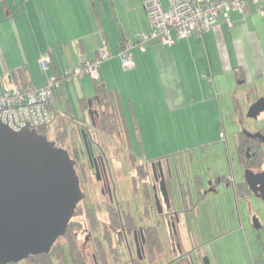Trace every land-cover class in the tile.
I'll return each instance as SVG.
<instances>
[{
  "label": "crops",
  "instance_id": "1",
  "mask_svg": "<svg viewBox=\"0 0 264 264\" xmlns=\"http://www.w3.org/2000/svg\"><path fill=\"white\" fill-rule=\"evenodd\" d=\"M161 2L167 7L169 0ZM228 17L229 23L221 15L214 28L202 35L192 34L169 45L150 39L144 51L133 46L129 53L134 64L123 67L119 54L123 45L136 42L149 29L142 0H0V90L38 88L48 80H60L105 44L109 57L100 65L97 83L113 94L116 136L126 149L132 148L128 122L133 123L137 138L160 131L161 137L178 133L205 139L200 145H186L183 151L163 148L158 156L139 159L143 164L161 162L173 174L171 181L178 177L188 186L191 196H185L177 224L189 235L184 241L186 249L203 250L212 264L213 252L210 249L208 254L205 247L235 233L248 243L250 264H264V201L252 192L244 197L236 194L235 184L244 180L235 177V166H242L237 132L233 136L236 157H232L224 128L225 120L232 122L242 115V106L248 111L264 97V4L259 7L247 0L242 10H231ZM44 55L49 62L42 69L39 59ZM79 80L83 92L85 85L89 89L86 98L94 97L95 82L91 89L90 77ZM70 84L73 81H61L55 88L61 96L53 97V105L64 112L66 122L79 121L83 113L81 103L71 105ZM247 129L250 134L261 130L256 126ZM145 148L141 141L142 153ZM195 150L201 153L202 164H194ZM181 152L187 158L176 161L175 155ZM221 158L229 163L230 171L225 168L212 175ZM197 170H205V178ZM223 187L226 192L219 194ZM214 264H218L216 257Z\"/></svg>",
  "mask_w": 264,
  "mask_h": 264
},
{
  "label": "flooded vegetation",
  "instance_id": "2",
  "mask_svg": "<svg viewBox=\"0 0 264 264\" xmlns=\"http://www.w3.org/2000/svg\"><path fill=\"white\" fill-rule=\"evenodd\" d=\"M98 104L91 97V103L81 113L79 121L69 120L82 143L80 148L70 147L68 153L75 161L83 197L70 218L72 233L64 232L51 245L47 252L50 260L57 264H211L203 250L186 249L184 241L189 235L177 227L185 201L181 180L174 177L171 181L173 174L159 161L141 163L130 149H127L129 155L126 158L120 157L111 137L96 126ZM256 135L263 141L264 148V134L257 132ZM47 139L56 143L49 136ZM249 153L246 149L247 156ZM125 166L130 169L129 183L135 196L120 199L123 193L118 174ZM160 169L165 179L169 208L160 192ZM172 182L174 188H171ZM193 196L197 197V193ZM81 234L85 236L79 245L76 239ZM60 238L63 239L61 242Z\"/></svg>",
  "mask_w": 264,
  "mask_h": 264
},
{
  "label": "water",
  "instance_id": "3",
  "mask_svg": "<svg viewBox=\"0 0 264 264\" xmlns=\"http://www.w3.org/2000/svg\"><path fill=\"white\" fill-rule=\"evenodd\" d=\"M73 87L79 100L86 98L79 79L73 80ZM86 99L90 105L91 98ZM262 111L264 97H259L246 116L256 118ZM83 139L86 141L84 133ZM74 165L66 149L55 146L35 128L15 131L0 124V264L47 253L64 234L83 197ZM160 172V192L169 208ZM244 181L264 201V170L245 169Z\"/></svg>",
  "mask_w": 264,
  "mask_h": 264
},
{
  "label": "built area",
  "instance_id": "4",
  "mask_svg": "<svg viewBox=\"0 0 264 264\" xmlns=\"http://www.w3.org/2000/svg\"><path fill=\"white\" fill-rule=\"evenodd\" d=\"M247 0H169L164 7L161 0H142L147 14L149 29L141 33L139 39L127 41L121 48V64L132 67L134 62L129 49L137 46L145 50L144 43L155 39L162 44H171L177 39L187 38L192 34L202 35L212 30L221 15L229 23L231 10H242ZM262 7L264 0H251ZM109 57L108 47L100 46L94 57L85 59L68 70L60 80H48L38 88H3L0 90V124H5L18 131L24 127L30 129L49 127L55 120L64 118L65 114L53 105L55 88L61 81H73L88 76L93 81L100 78L101 63ZM49 57L39 59L42 69L47 68Z\"/></svg>",
  "mask_w": 264,
  "mask_h": 264
},
{
  "label": "rangeland",
  "instance_id": "5",
  "mask_svg": "<svg viewBox=\"0 0 264 264\" xmlns=\"http://www.w3.org/2000/svg\"><path fill=\"white\" fill-rule=\"evenodd\" d=\"M83 83H85V80H83ZM89 85V84H88ZM71 84L69 85L70 88ZM63 87H66V84L63 85ZM73 85L71 86L70 90H71V94L72 96L70 97L71 101V105L75 106V104L79 107V103L80 100L77 98V95L75 93L74 88L72 89ZM89 87V86H88ZM90 88H93V80H90ZM84 93L85 95H89V89L86 87V85L84 86ZM64 92L65 95L68 96L69 94H67L65 88H64ZM57 94L58 96H61V90L57 89L54 92V95ZM242 108L245 110V106H242ZM248 108V107H247ZM242 109V115L237 116L235 118H232V122L228 119L225 120L224 122V128H225V133H226V138H227V145L229 147V152L230 155L233 157H236V152H235V143L233 142V136L234 134H236V132L241 131V130H245V128H251L253 126L259 127V128H264V111H262L257 118H248L246 116V111H243ZM76 110L79 112L80 110L76 107ZM97 117H95L96 120ZM240 118V120H239ZM71 121V120H70ZM96 122V121H95ZM128 125L130 126L131 130H130V143H131V150L136 159H141L142 157H144V159H148L151 157H155L158 156V153H162L164 150L167 151H171V150H175L177 152L179 151H183L184 147L186 145H192V144H203V140L205 141V139L203 137H199V138H186V137H181L178 135L175 136L174 133H170V135H165L164 137H161L160 135H158L160 133V131H157V135H149V137L146 138H137L135 136V128L132 122H128ZM61 127V130L64 129L66 130L67 134H68V139L65 143L62 142L60 139L57 140L56 137L60 134H56L58 128ZM134 128V129H133ZM249 130V129H247ZM166 132V131H165ZM132 135V136H131ZM134 135V136H133ZM47 136H49V138L52 141H56V143L58 145H62L64 143V145H62L64 149H66L68 151V149L71 147V149L73 148H77V147H81L82 143H81V138L78 135L77 129L75 128V126L72 125L71 122H66V123H62L60 124V120L57 119L55 120L51 125L49 130L47 131ZM111 137V141H114V146L116 145V149L119 153V156L122 157L123 159L126 158V156L129 155L128 150L126 148H124L123 145V141H120L121 139H119L116 136V130H115V135L111 134L109 135ZM141 141L145 144V153H142L143 151L141 150ZM107 142V141H106ZM70 143V144H69ZM122 143V144H121ZM69 144V146H67ZM225 146V144H224ZM61 147V146H60ZM164 148V150H162ZM185 153L181 152L180 154H176L175 159L177 161L178 158H187L185 157ZM130 157V156H129ZM189 158V157H188ZM129 159V158H128ZM222 159H220V166L216 165L215 167H217V170H215V167H213L212 169V175H214L216 172H218V174H220L223 170H225V168H227V172L230 171L229 169V163L227 161H223ZM130 160V159H129ZM193 162L195 165L198 164H202L203 159H202V155L201 153L198 151L193 153ZM131 162V161H130ZM125 164V163H124ZM123 164V166H124ZM237 164V163H236ZM130 165V163H129ZM213 166V165H212ZM235 167H237V171L238 173H236L235 177L236 179H242V177H244V172L245 169L237 164ZM121 172L118 174L119 180H120V186L122 188V196H119L120 199H124V198H131L133 196H135V192L132 189V186L130 185V169L128 168V166H125L122 170H120ZM200 174H202V177H204L205 175V170H197ZM192 178H195V174L192 175ZM205 178V177H204ZM227 187V186H226ZM226 192V188H221L219 190V194H224ZM226 193H230V190L227 187V192ZM126 194V195H125ZM214 195V194H213ZM78 219H82V217H78ZM250 228L252 230V224L254 223V218H252L250 221ZM226 231V230H225ZM233 232V231H231ZM263 237L262 240L264 241V227H263ZM84 234H81L78 238V244L81 245V242L84 241ZM211 239L212 236L210 235ZM241 237V236H240ZM210 239V240H211ZM63 239L60 238V242ZM213 246L211 245L210 248V244H208V246L205 247V251L209 254L210 249L212 250L213 255L211 256V260H212V264H214V260L216 257V260L218 262V264H250V261L248 259V254H249V248H248V243H246V241L244 240V238H241L240 240L238 239L237 235L235 233H232L230 236H225V237H220V239H214L212 240ZM208 258V257H207Z\"/></svg>",
  "mask_w": 264,
  "mask_h": 264
},
{
  "label": "trees",
  "instance_id": "6",
  "mask_svg": "<svg viewBox=\"0 0 264 264\" xmlns=\"http://www.w3.org/2000/svg\"><path fill=\"white\" fill-rule=\"evenodd\" d=\"M237 75H239V72L237 71ZM58 80V79H57ZM95 82V94H94V99L96 103L98 104V115H96V126L101 128L104 132H106V134L111 135L114 134V131L116 130V128L118 127V122L116 121V116H113V114L111 113V110H115V101L112 99V92L108 91L107 89L104 88L103 85L97 83V81ZM87 99L84 98L82 100H80V103L82 104V108L83 111H85V109H87ZM104 106L103 107H101ZM96 106V104H95ZM239 108V107H237ZM60 120V124L62 123H66L64 118H59ZM60 126L56 132V134H60L56 137L57 140H63L62 142H64L65 140L67 141L68 139V134L66 132V130L62 129L61 130ZM49 127H39L37 128V132L41 133V134H47V131L49 130ZM257 134V133H256ZM251 135L248 133H246L245 131H238L237 132V152L239 154L240 157V163L242 164L244 169H249L255 172L261 171L263 170L264 167V148L262 147V140L257 138V135ZM259 135H263L264 134V128H261V130L258 132ZM264 136V135H263ZM65 139V140H64ZM65 141V143H66ZM56 142V141H55ZM67 144V143H66ZM70 144V143H69ZM68 144V145H69ZM64 145V143L62 144ZM62 145H58L57 143H55V146L60 147ZM67 145V146H68ZM250 148V149H249ZM246 149L249 150V155H246ZM254 151V152H252ZM257 151V152H255ZM186 183H182V188H181V192L183 195L185 196H191L189 194H191L188 191V186L185 185ZM235 191L236 194L240 197H244L247 194L250 193V190L247 186V183L242 180L240 182H237L235 184ZM201 194V193H200ZM185 200V198H184ZM72 224L73 222L69 220L66 229H65V233L66 234H71L72 232ZM76 242L78 243L77 239ZM29 260L28 261H22V262H15V263H9V264H57V263H53L50 260V257L47 253H42V254H36V255H31L28 257ZM63 264V263H61Z\"/></svg>",
  "mask_w": 264,
  "mask_h": 264
}]
</instances>
